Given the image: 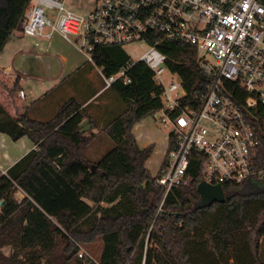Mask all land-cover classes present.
<instances>
[{
    "label": "trees",
    "instance_id": "16d2710c",
    "mask_svg": "<svg viewBox=\"0 0 264 264\" xmlns=\"http://www.w3.org/2000/svg\"><path fill=\"white\" fill-rule=\"evenodd\" d=\"M30 1L0 0V54L22 28ZM160 47L187 98L203 94L210 80L196 48L176 41ZM93 57L107 76L126 69L106 87L125 108L104 127L113 145L95 162L86 150L98 134L82 130L86 110L75 97L45 120L28 111L12 115L0 102V132L35 144L6 173L0 170V264H264V173L224 185V202L197 209L202 175L194 153L190 180L173 187L158 213L159 172L146 165L155 144L139 146L134 127L161 109V87L149 65L133 62L121 45L96 44ZM230 90L243 106L246 94L236 84ZM244 111L261 139L257 164L264 169V105ZM174 146L171 134L168 151ZM19 191L25 194L20 200ZM100 238L98 263L79 255L80 244Z\"/></svg>",
    "mask_w": 264,
    "mask_h": 264
},
{
    "label": "built area",
    "instance_id": "2783aa9c",
    "mask_svg": "<svg viewBox=\"0 0 264 264\" xmlns=\"http://www.w3.org/2000/svg\"><path fill=\"white\" fill-rule=\"evenodd\" d=\"M68 2L31 0L23 34L49 40L60 36L93 64L96 44L148 46L133 62L144 61L153 70L161 87L158 112L170 128L169 139L171 134L175 138L156 176L163 193L158 213L173 187L190 180L194 153L199 154L202 181L212 184H239L264 173L257 164L261 139L244 111L264 105V0H94L81 11ZM166 41L196 48L210 80L203 94L187 98L182 78L166 64L160 47ZM166 69L179 80L166 84ZM100 73L107 87L126 69ZM231 84L246 94L243 106L231 96Z\"/></svg>",
    "mask_w": 264,
    "mask_h": 264
},
{
    "label": "crops",
    "instance_id": "0c3cea01",
    "mask_svg": "<svg viewBox=\"0 0 264 264\" xmlns=\"http://www.w3.org/2000/svg\"><path fill=\"white\" fill-rule=\"evenodd\" d=\"M41 38L42 40H39ZM35 47H39L40 52L35 51ZM58 49L59 48L53 45L52 39L49 40L44 37L24 35L22 28L16 30L0 54V59H3V64L0 65V74L11 79L12 83L16 85L18 89L17 99L20 98V102H22V104L18 106L20 108L19 113L22 114L28 111L30 116L37 120L49 119L56 113L63 101L70 97H75L82 104V108L86 110L85 118L81 123L82 130L88 134L97 133L98 137L96 142L98 141L99 144L103 146L101 144V139L110 140L106 137L103 129L108 122L124 110V102L114 91L110 88H106L100 69L90 62L77 48L76 49L84 56L86 61L82 59L71 60L68 56L64 55L63 64H59L55 69L54 64L52 62H47V58L45 57H49L52 54L54 55V52L58 53ZM34 52L36 53L34 54L36 59L45 58L46 62L44 65L47 67L43 68H45L47 73L37 64L33 66L28 64V62L32 60ZM96 67L100 74H96ZM27 69H29V71H27ZM98 75H100L99 79ZM25 77L48 78L51 79L52 82L54 81V84H51V88L44 93L29 99L26 91L27 82L25 81ZM87 78L89 79V83L85 82ZM67 80H70V84L65 85ZM20 91H24L25 95L21 96ZM50 91L51 93H49ZM7 111L9 112L8 109ZM11 114L15 116L19 115L17 113ZM134 133L136 134L135 127ZM0 143L2 147V151L0 152V170L2 173H6L10 166L35 147V144L28 136L13 140L9 135L1 132ZM151 143H146V145L144 144L141 147H146ZM168 146L169 136L167 138L164 157L157 171L153 172L147 166L153 174L159 172L166 157ZM24 196L25 194L22 191L17 193V198L19 200ZM6 247L11 252V247Z\"/></svg>",
    "mask_w": 264,
    "mask_h": 264
},
{
    "label": "rangeland",
    "instance_id": "374dc122",
    "mask_svg": "<svg viewBox=\"0 0 264 264\" xmlns=\"http://www.w3.org/2000/svg\"><path fill=\"white\" fill-rule=\"evenodd\" d=\"M69 5L72 6L75 10L81 11V9H88L94 5V0H69ZM39 40H42L39 39ZM53 45L59 48V52H54L47 58V62H52L54 64V68L56 69L59 64H63V56H68L71 60L73 59H82L85 60L84 56L69 42L65 39L61 38L60 36H55L53 39ZM32 46V45H31ZM123 48L129 54L131 59L137 60L141 57L143 53L148 49V46L145 43H127L124 44ZM33 49V48H32ZM35 51L40 52L39 47L34 48ZM35 52L33 53L32 60L28 62L30 66L35 64L39 65L46 73L47 71L45 68L47 67L45 64V58H38L34 57ZM86 61V60H85ZM3 64V59H0V65ZM45 67V68H43ZM29 71V69H27ZM98 68L96 67V74H100ZM100 75H98V79ZM163 79L166 84H169L170 81L174 80L177 82L179 80L178 75L172 74L168 69L165 70L163 74ZM25 81L27 82L26 91L28 93V98L32 99L38 96L41 93H44L49 88H51V84H54L51 79L48 78H37V77H25ZM72 81V80H71ZM85 82L89 83V79L87 78ZM91 83V82H90ZM70 84V80H67L65 85ZM51 93V91L49 92ZM18 89L16 85L12 83V80L9 78L4 77L0 74V102L9 110L10 113H17L20 115L19 105L22 104L20 102V98L17 99ZM49 95V94H48ZM24 101V100H22ZM160 113L156 112L152 115L147 116L143 120L139 121L135 125V130L137 135V142L139 146L146 145V143H154L155 149L152 156L147 161V166L153 171H157L166 150L167 145V138L169 136L168 126H166L160 117ZM46 118V117H45ZM107 137V136H106ZM102 145L99 142H95L89 148H87V158L89 161L95 162L99 158H101L107 151L110 150L112 147V142L108 141L107 139H101ZM111 146V147H110ZM2 151L1 143H0V152ZM262 258L264 259V237L262 238ZM103 248V241L97 239L88 244H80V251L84 252L85 255L90 256L95 263L99 262L100 255ZM5 254H9L10 250L5 246L2 248Z\"/></svg>",
    "mask_w": 264,
    "mask_h": 264
},
{
    "label": "water",
    "instance_id": "95a60500",
    "mask_svg": "<svg viewBox=\"0 0 264 264\" xmlns=\"http://www.w3.org/2000/svg\"><path fill=\"white\" fill-rule=\"evenodd\" d=\"M95 169V165H93ZM200 199L195 203V208L201 209L212 205L214 202H224L226 200L225 189L221 184H212L201 181L198 185Z\"/></svg>",
    "mask_w": 264,
    "mask_h": 264
}]
</instances>
